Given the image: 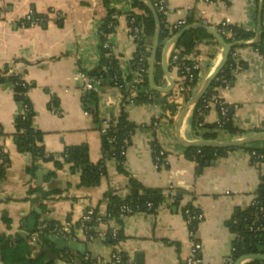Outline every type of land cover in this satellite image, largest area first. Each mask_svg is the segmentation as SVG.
Masks as SVG:
<instances>
[{
  "label": "crops",
  "instance_id": "1",
  "mask_svg": "<svg viewBox=\"0 0 264 264\" xmlns=\"http://www.w3.org/2000/svg\"><path fill=\"white\" fill-rule=\"evenodd\" d=\"M108 1L0 0L3 8L0 66L10 65L15 74L31 84L27 95L34 110L32 125L44 133L42 143L54 155L53 160L37 161L40 166L37 172L46 171L42 182L37 184V172L32 177L26 169L34 161L32 154L18 151L13 139L16 118L23 103L14 96V84L2 82L0 148L6 154V175L0 181V235L31 234L28 219L35 218L36 228L40 214L33 204L35 193H29V187L56 189L59 193L44 201L48 208L46 215L56 221V226H70L62 235L66 240L76 238L75 241L86 246V252L89 246L95 247L93 255L106 262L112 247L104 242V235L89 241L78 221L88 207L98 213L107 212L110 191L122 197L131 193L130 172L145 186L162 189L164 198L155 212L137 211L126 215L121 225L114 221L112 225L96 223L103 232L113 225L122 229L124 239L119 242V248L125 253L128 264H184L190 237L183 207L190 202L204 213V219L198 225L202 264H234L230 256L236 232L229 223L238 212L251 205L264 177V158L256 160L248 149L234 147L214 163L203 164L199 170L200 163L184 155L186 147L180 144L176 134L177 117L189 99L188 92L167 96V102L178 108L174 117L163 100L141 103L132 99L125 105L129 119L136 125L125 153V171L114 157L107 158L106 173L100 182L93 186L81 184V170L74 169L72 162L65 158V151L72 146L81 147L89 162L97 163L102 157V135L94 116L86 114L88 105L84 103L86 92L82 90L80 69L89 71L98 63L102 38L100 26L110 16V9L116 22L106 43L113 47L123 77L130 74L129 63L136 52V41L129 33L128 15L142 13V10L132 0ZM163 1L169 22L194 16L220 28L222 21L230 17L232 24L256 32L262 0ZM30 10L46 16V21L34 26L21 25ZM261 23L264 25V6ZM254 38L241 40L245 44L235 49V55L247 66L235 69L229 84L221 83L215 87L214 93L229 105L238 128L234 135L221 132L218 139L240 138L264 131V53L251 44ZM174 46L170 47L168 56L170 74L177 86L182 78L171 59ZM221 54L222 46L207 38L186 58L200 62L201 82L219 64ZM71 56L76 60L72 61ZM163 74L159 76L161 84L158 86L169 84L164 70ZM121 100L118 87L100 86L97 96L99 116L116 115ZM202 116L204 124H213L219 120L220 113L212 103ZM159 118L162 125L154 127V121ZM181 134L187 141L202 138L194 129L192 113L184 119ZM153 139L158 140L167 157V163L160 168L154 165ZM256 144L264 146V139L247 145ZM58 162L60 166H57ZM3 211L10 217V228L3 223ZM66 252L62 253L61 259H56V264H78ZM8 260L9 256L0 264H8Z\"/></svg>",
  "mask_w": 264,
  "mask_h": 264
},
{
  "label": "trees",
  "instance_id": "2",
  "mask_svg": "<svg viewBox=\"0 0 264 264\" xmlns=\"http://www.w3.org/2000/svg\"><path fill=\"white\" fill-rule=\"evenodd\" d=\"M108 3V0H104ZM136 6H138L142 13H134L128 15V20L130 25H137L141 28V38L136 40V52L134 53L132 59L129 63L130 74L128 77L124 78L120 71V64L113 53V47L111 44L105 46V42L110 33L114 32L116 18L113 17L112 10L110 9V16H108L100 26V34L102 36L100 42V58L98 63L92 70L84 71L88 74L93 82H99V87L104 85L109 86H119L122 93V100L119 106V111L116 115L112 116L111 124L105 130L100 128V124L103 120L99 116V110L97 106V96L98 88L92 89L86 93L84 97V103L88 105L89 113L94 116V120L102 135V157L97 163L89 162L85 151L81 147H69L65 151V158L72 162L73 168H79L82 172L81 184L88 183L89 185H97L101 177L106 173V159L114 157L120 164V168L125 171L123 167V162L125 160V154L122 153V143L125 137H131L134 133L136 125L129 119V113L126 109V104L130 101L137 99L139 102L154 101L157 97H163V103L166 107H170L171 116L174 117L178 113V108L175 104H169L167 102V96H161V93L152 90L149 86V60L151 55V50L153 46V40L156 32V19L151 10L148 8L147 4L142 0H132ZM37 14V13H36ZM160 20V36L158 52L156 56L155 63V83L160 85L159 76L163 74L162 68V51L165 46V42L169 37L174 36L179 30L166 28L165 20L166 14L163 12H157ZM134 17L135 22H131V18ZM184 26L192 23H200L201 20L192 17H188ZM183 28V27H182ZM181 28V29H182ZM222 29V25H220ZM261 33L260 38L253 45L260 52L264 53V25L261 23ZM226 32L221 31L222 36L228 42H234L236 40H248L256 35L254 30H247L239 27L235 24H230L225 27ZM235 31L237 36L232 39L227 35L228 31ZM210 38L213 42L218 44L215 37L209 35L205 28L203 27H193L187 30L175 43V48L172 54H177L179 58H185L186 55L190 54L194 47L204 39ZM234 47L229 55V58L224 65L223 69L219 73L218 77L211 86L207 89L205 94L202 96L197 106L193 111V126L196 132L203 139H218L221 132H227L230 135H234L238 132V128L233 122V112L229 109L228 115L224 120L221 127L217 123L204 124L202 112L204 111V104L211 100L213 93L215 92V87L223 83L224 85L229 84L234 78L235 69L245 68L247 64L240 60L237 55H235ZM139 63H142L146 68V71L141 74V80L135 81L136 70ZM200 71V70H199ZM199 71H196L194 75L190 78H184L187 81V89L189 97L196 89V87L201 83ZM179 73L181 75L180 69ZM135 74V75H134ZM183 80V79H182ZM9 81L14 84V96L16 99L22 101L23 107L21 113L16 118V127L13 134V139L16 144L18 151L29 152L32 154L34 161L33 163L26 166L27 171L33 177L37 170L40 168L37 161H49L54 159V155L48 152L42 143L43 132L34 128L32 125V118L34 116L33 106L28 98V90L31 84L27 82L22 76L15 74L13 72V67L10 65L0 66V84L2 82ZM25 106L29 109L26 110ZM202 123V125H200ZM111 137H115V140H110ZM248 149L250 152L255 150L260 153L261 156L253 157L257 160L264 158V146L259 145H244L241 146ZM152 148L154 155L158 154L162 149L158 140H152ZM234 147H221L213 148L208 146H192L185 149L184 155L198 163L204 162L205 160H215L227 153L228 150ZM6 154L1 151L0 148V181L6 175V166L4 164ZM6 161V160H5ZM60 162L57 166H60ZM130 177V187L131 193L126 196H118L115 192L110 191L108 194L109 206L108 210L111 214V218L116 224L121 225L123 223V217L126 215H131L123 212V206H130L133 208V213L137 211H149L155 212L164 198V193L162 189L147 187L140 180H138L132 173H128ZM47 180V179H46ZM259 190V202L250 205L243 211L238 212L235 217L238 222L234 223L233 220L230 221L232 229L236 232V240L231 253L232 263L237 260L243 254L247 253H264V219L259 220L256 218L259 216L261 206H264V177L258 186ZM29 193H35L34 205L38 207V212L40 214V221L46 222L50 228L56 226L55 220L48 217V208L44 202L51 195L59 193L56 189H44L43 186L33 185L29 187ZM152 203V207H148V204ZM189 204H185V207ZM184 208V207H183ZM2 220L7 228L11 227V220L6 211L2 213ZM255 222V230L250 231V226L252 222ZM95 228H93L92 233H98L99 230L94 221ZM112 227H106L104 230V242L112 247V252L119 250L122 254L124 262H127L125 253L120 250L119 242L124 239L122 229H118V236L114 237L112 235ZM37 228V227H36ZM35 228V229H36ZM47 235H51V231L46 230L43 235L36 236L34 239L31 238V234H26L22 236L18 234L17 236L8 235L3 237L0 235V261H5L9 256L8 264H56V259H61L63 257L62 253L66 251H60L56 248L55 244L48 238ZM95 247L89 246L87 248L86 254L89 255L88 259H83L81 255L74 251H67L66 253L75 258L78 264H113V259L110 256L109 260L106 262L99 261L96 262L97 257H95ZM67 255V256H68ZM245 264H264L263 261H250Z\"/></svg>",
  "mask_w": 264,
  "mask_h": 264
},
{
  "label": "built area",
  "instance_id": "3",
  "mask_svg": "<svg viewBox=\"0 0 264 264\" xmlns=\"http://www.w3.org/2000/svg\"><path fill=\"white\" fill-rule=\"evenodd\" d=\"M206 1H212V0H206ZM152 4L154 5L156 11L158 12H163V13H167V9H166V5L164 3L163 0H151ZM3 13V8L0 7V16ZM46 21V16L40 15V14H36V12L34 10H30L25 17L21 20V25L23 26H34L36 24L42 23ZM165 22V27L166 28H172V29H177L180 30L182 27H184L186 20L185 19H178L174 22H169L166 18L165 20H163ZM131 22L134 23L135 19L134 17L131 18ZM200 23H205L204 20H201ZM232 24V20L230 17H226L223 21H222V29L219 28V31H224L225 27ZM130 35L134 38V40L136 41L137 39L141 38V28L137 25H130V31H129ZM227 35L230 36L232 39H235L237 36V33L235 31H228ZM109 44L105 42V46H108ZM259 51V49H257ZM235 54V53H234ZM171 59L172 61L178 66V69H180L181 72V78L183 80H181V82L174 87L172 93L174 95H180L183 92H186L187 89V81H184V78H190L194 75V73L196 71H199L201 68V64L200 62H198L197 60H188L186 57L185 58H179V56L177 54H172L171 55ZM71 60L75 61L76 58L75 56H71ZM146 71V68L144 67V65L142 63H139L137 66V70H136V77H135V81H140L141 80V74L144 73ZM80 79L82 82V90L84 92H89L92 89L95 88H99V82L95 81L93 82L91 80V78L88 76V74L80 69ZM118 88H120L119 86H116ZM214 104L216 105L219 113H220V118L219 120L216 122L218 124L219 127L222 126L224 120L226 119L227 115H228V111H229V105L224 101V99H222L221 97H219L218 95H216V93H213L211 100H209L207 103L204 104V111L209 109L210 104ZM25 109L28 110L29 107L25 106ZM86 114H89V110H86ZM111 119L112 116H108L103 118L101 124L99 125L101 129L105 130L106 128H108L111 124ZM163 121L162 119H157L154 121L153 126L154 127H160L162 125ZM202 125V123L200 124ZM110 140H115V137H111ZM130 139L129 137H125V139L123 140L122 143V153L125 154L127 148L130 145ZM252 154L254 156H261L260 153H257L255 150L252 151ZM167 163V157H166V153L164 151V149H161L159 151L158 154L154 155V165L156 168H160L163 165H165ZM259 190L258 188L256 189L254 195H253V199L251 202V205H254L256 203L259 202ZM188 206H184L183 208V215L184 218L186 220V223L188 225L189 228V237H190V247H189V252L185 257L184 260V264H202V259H201V251H202V241L198 235V225L202 222V220L204 219V213L194 204H192L191 202L188 203ZM148 207H152V203L148 204ZM123 212L128 213V214H133V208H131L130 206H123ZM259 216L256 218L259 220L264 219V206H261L260 211L258 212ZM256 220H254L252 222V225L250 226V231H254L255 230V222ZM94 221L96 223L98 222H102V223H106L109 225H112L111 223L113 222V219L111 218V214L109 213V211L105 212V213H98L94 208L92 207H88L86 208V210L84 211L82 217L80 218V220L78 221V225H80V227H82L84 229V231L87 233L88 236V240L89 241H93L96 237L103 235V231H99L97 234L96 233H92L93 228H95V224ZM234 223H237L238 220L235 217L233 219ZM70 226H55L53 228H50L49 225L46 222H41L37 225V228L31 233V238L34 239L36 236L39 235H43L44 233H46V230L51 231V235H64L67 231V229ZM118 226L117 225H113L112 227V235L114 237H117L119 232H118ZM76 238H73V241H75ZM81 257L83 259H88L89 255L86 253H83L81 255ZM111 257L113 259V264H128V262H124V259L122 257V254L119 250L113 251L111 254ZM101 261L100 258L98 257L96 262Z\"/></svg>",
  "mask_w": 264,
  "mask_h": 264
},
{
  "label": "water",
  "instance_id": "4",
  "mask_svg": "<svg viewBox=\"0 0 264 264\" xmlns=\"http://www.w3.org/2000/svg\"><path fill=\"white\" fill-rule=\"evenodd\" d=\"M144 1L148 8L151 10L153 15L156 19V32L153 40V46L151 50L150 60H149V69H148V77H149V86L152 90H155L159 93H164V95H169L172 93L174 87H175V79L170 74V63H169V50L170 47L175 44L179 38L189 29L193 27H203L206 29L207 33L218 41V43L222 46V54L219 64L213 69V71L203 80L201 83L196 87V89L193 91L189 99L187 100L186 104L182 108V110L179 112L177 121H176V134L177 138L184 147H192V146H208L213 148H221V147H240L244 146L253 142L260 141L264 139V131L256 132L247 136H243L240 138H231V139H203L199 138L196 140L187 141L183 138L181 134V127L184 122V119L189 114H193V111L195 107L197 106L198 102L202 98V96L205 94L207 89L211 86V84L216 80L219 73L223 69L224 65L226 64L230 52L234 47L244 45L245 42L241 40H237L234 42H228L225 40V38L222 36L221 32L219 31V28L214 25H208L204 23H192L184 26L182 29H180L174 36H172L169 41L165 44L164 49L162 51V68L166 74V77L169 81V84L165 86H158L155 83V63H156V56L158 52V45H159V36H160V20L157 14V11L152 4L151 0H142ZM264 6V0L261 1L260 9H259V17H258V27L256 30V35L251 43L252 45L257 42L260 38L261 33V20H262V9ZM161 97H157L155 99V102H161ZM137 102V101H136ZM214 163V160H205L204 162L200 163V166L198 167L199 170H201L203 164H212ZM45 170H39L37 172V184H40L43 179V175L45 174ZM30 227L29 229L33 232L35 230V224L36 220L33 217H30L29 219ZM22 236H26V232L20 233ZM48 238L54 242L58 250H75L79 251L81 253L86 252V246L84 244L78 243L77 241L73 240H66L64 236L59 235H47ZM263 261L264 262V253H247L243 254L240 257L237 258L234 264H245L250 261Z\"/></svg>",
  "mask_w": 264,
  "mask_h": 264
}]
</instances>
